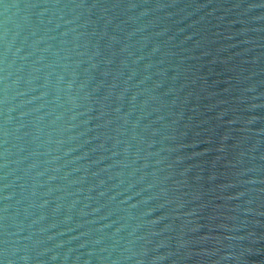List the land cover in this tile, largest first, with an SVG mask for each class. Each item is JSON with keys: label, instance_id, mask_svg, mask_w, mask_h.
Wrapping results in <instances>:
<instances>
[{"label": "water", "instance_id": "95a60500", "mask_svg": "<svg viewBox=\"0 0 264 264\" xmlns=\"http://www.w3.org/2000/svg\"><path fill=\"white\" fill-rule=\"evenodd\" d=\"M0 264H264V0H0Z\"/></svg>", "mask_w": 264, "mask_h": 264}]
</instances>
